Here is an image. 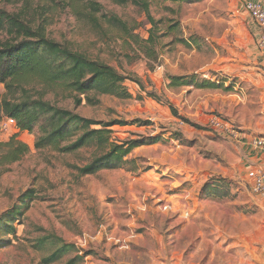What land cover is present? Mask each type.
Wrapping results in <instances>:
<instances>
[{
	"label": "rangeland",
	"instance_id": "1",
	"mask_svg": "<svg viewBox=\"0 0 264 264\" xmlns=\"http://www.w3.org/2000/svg\"><path fill=\"white\" fill-rule=\"evenodd\" d=\"M95 1L130 33L100 15V26L78 18L65 3L0 0V7L27 9L49 37L124 74L129 97L89 93L97 102L77 105L57 89L45 99L115 123L112 143L145 144L118 166L82 174L103 154L96 144L38 149L39 127L0 130V143L16 136L30 147L17 161L0 159V223L21 209L15 231L0 234V264H261L264 195L254 192L248 171L260 162L250 140L264 135V53L246 0H149L159 38L149 54L144 10ZM192 75L217 86L170 85V76ZM26 88L32 96L44 91L36 82ZM10 96L0 83V97ZM214 117L241 138L216 129Z\"/></svg>",
	"mask_w": 264,
	"mask_h": 264
},
{
	"label": "trees",
	"instance_id": "2",
	"mask_svg": "<svg viewBox=\"0 0 264 264\" xmlns=\"http://www.w3.org/2000/svg\"><path fill=\"white\" fill-rule=\"evenodd\" d=\"M46 1L53 4L65 3L78 18L88 19L96 26H100L98 18L100 15L108 23L130 33L125 21L117 15L106 13L103 6L95 0ZM115 1L119 4L131 3L146 12L152 28L149 37L145 40L144 48L148 54L152 53L159 38L156 32L157 21L150 12V1ZM28 13L25 8L9 11L5 7H0V32L7 34L6 38L0 39V83L5 84L8 94L11 95L0 97V120L5 117L14 118L21 131L32 132L39 127L36 141L38 149L50 147L59 152H73L90 144H96L102 149L103 154L80 168L82 174H92L103 167L118 166L134 148L145 144V141L135 139L122 144L112 143L111 131L108 127L115 123L95 121L73 110L59 107L45 97L50 91L57 89L73 95L77 105H80L84 99L91 103L97 102L89 93L129 97L131 94L124 85L127 77L114 66L92 59L49 37L45 27L34 26ZM31 82L42 85L44 91L38 96H32L26 88ZM195 84L201 88L217 86L215 82L207 79L198 81L196 75L170 76L171 86ZM19 91H22V94L17 97ZM173 110L176 113V110ZM98 124L102 127L95 128L94 126ZM4 146L7 150L0 157L1 162L17 161L30 150L29 145L16 139V136H12L6 143H0V148ZM20 213L21 209L17 208L5 214L7 227L0 223V234L15 231L13 222ZM56 255L58 253L52 256ZM50 258L46 261L53 260Z\"/></svg>",
	"mask_w": 264,
	"mask_h": 264
},
{
	"label": "built area",
	"instance_id": "3",
	"mask_svg": "<svg viewBox=\"0 0 264 264\" xmlns=\"http://www.w3.org/2000/svg\"><path fill=\"white\" fill-rule=\"evenodd\" d=\"M244 9L260 29L258 35V48L264 53V3L261 0H246L244 2ZM14 124H16L14 118L5 117L0 120V130L8 131L9 127ZM212 124L216 129L228 131L232 137L241 138L242 136L239 131L224 128L220 120L216 117L212 119ZM250 142L254 148L260 150L264 154V135H255L251 138ZM248 178L254 192L264 195V167L251 168L248 171Z\"/></svg>",
	"mask_w": 264,
	"mask_h": 264
},
{
	"label": "crops",
	"instance_id": "4",
	"mask_svg": "<svg viewBox=\"0 0 264 264\" xmlns=\"http://www.w3.org/2000/svg\"><path fill=\"white\" fill-rule=\"evenodd\" d=\"M259 155H260V157H259V160H260L259 167H264V161L262 160L264 158V154L261 151H259ZM261 264H264V261Z\"/></svg>",
	"mask_w": 264,
	"mask_h": 264
}]
</instances>
